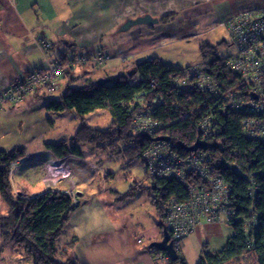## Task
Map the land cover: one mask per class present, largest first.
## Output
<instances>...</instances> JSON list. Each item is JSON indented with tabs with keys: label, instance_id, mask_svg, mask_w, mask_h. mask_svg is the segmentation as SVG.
I'll use <instances>...</instances> for the list:
<instances>
[{
	"label": "crops",
	"instance_id": "crops-1",
	"mask_svg": "<svg viewBox=\"0 0 264 264\" xmlns=\"http://www.w3.org/2000/svg\"><path fill=\"white\" fill-rule=\"evenodd\" d=\"M247 9L264 12V0H0V90L11 80L47 66L48 60L34 40L38 34L51 42L50 62L80 53L87 57L94 53L109 57L101 66L92 61L64 69L60 88L69 84L81 87L127 73L138 62L152 57L176 66L179 59L174 52L180 43L194 41L198 47L205 42L218 44L223 41L222 35L228 36L219 23ZM148 13L158 20L156 24L116 32L125 19ZM166 15L171 16L160 19ZM34 95L33 105L0 107V151L20 147L24 154L15 167L22 170L19 178L14 177L15 170L12 173V189L30 196L51 189L65 192L69 186L67 180L44 186L38 176L42 163L58 157L46 148H40L37 153L27 148L35 137L31 123L37 120L46 128L44 119L35 120L40 111L35 107L39 104L37 108L46 109L50 94L37 89ZM84 145L80 146L82 155L77 156L94 163L99 171L94 173L86 169L85 163L74 160L79 170L74 172V180H78L74 201L78 205L56 241L60 253L74 258L77 264H167V260L158 259L149 247L151 242L162 238V230L147 191L133 198L121 196L130 187L124 190L110 184L109 179H114L116 173L110 167L100 168V157L95 150L103 151L110 159L122 157V166L142 163L136 159L129 161L124 153L118 155ZM92 157L96 162L90 160ZM144 177L145 172L135 180ZM7 210L0 197V214L5 215ZM233 234L228 223H205L184 237L179 254L186 264H198L202 250L221 249ZM24 258L27 257L21 249L8 244L1 246L0 237V264H22ZM27 261L33 264L31 259ZM225 264H257V260L249 252Z\"/></svg>",
	"mask_w": 264,
	"mask_h": 264
},
{
	"label": "trees",
	"instance_id": "trees-1",
	"mask_svg": "<svg viewBox=\"0 0 264 264\" xmlns=\"http://www.w3.org/2000/svg\"><path fill=\"white\" fill-rule=\"evenodd\" d=\"M170 16L160 19L167 20ZM222 43L229 45L226 40L218 44H199L198 50L205 71L223 90L240 91L248 97L250 86L224 63L229 54L218 52ZM133 67L135 73L131 76L121 73L103 83L93 82L81 87L69 84L57 98L48 97L46 109L55 113L72 112L82 122L71 138L46 143L45 148L61 158L68 154L82 155L80 146L88 144L118 155L124 153L129 161L136 159L142 163V151L153 142L148 135L132 133L129 122L134 113L143 110L162 124L157 135L169 136L173 149L185 157L189 155V145L200 138L197 132L199 119L212 114L219 126V131L207 144L213 157V166L231 184L232 205L236 215L249 217L254 214L258 226L250 243L241 222L229 221L228 224L234 230L233 236L217 251L202 250L198 264H225L249 252L253 253L257 264H264V142L246 138L242 132V120L250 115L219 110L215 106L216 99L204 91L179 89L175 80L184 75L188 66H170L152 57ZM261 88L264 91V75ZM105 108L112 115L106 128L88 126L83 115ZM23 156L20 147L0 151V197L8 206L5 215L0 214L1 246L8 244L21 249L33 264H77L74 258L60 253L56 241L62 235L78 202L66 192L54 189L33 196L15 192L9 178V164ZM225 160L237 165L240 171L234 172ZM186 179L189 183H199L193 173ZM249 185H253L254 195L247 191ZM144 190L160 218V228L163 226L162 216L168 200L173 197L181 201L188 197L181 182L169 178H149L146 174L143 180H134L121 196L133 198ZM167 264L186 263L178 253V257L168 259Z\"/></svg>",
	"mask_w": 264,
	"mask_h": 264
},
{
	"label": "built area",
	"instance_id": "built-area-1",
	"mask_svg": "<svg viewBox=\"0 0 264 264\" xmlns=\"http://www.w3.org/2000/svg\"><path fill=\"white\" fill-rule=\"evenodd\" d=\"M219 25L226 30L228 38L233 46V52L227 56L224 63L228 69L239 74L243 81L250 86L251 92L245 97L240 91L223 90L215 79L205 71V65L200 61L197 65L188 66L184 75L175 80L181 90H200L208 93L216 99L215 106L221 111L249 114L242 120V132L246 138L260 139L264 142V91L261 88V79L264 75V12L256 10H242L230 18L221 21ZM35 43L48 64L44 69H34L28 74L18 77L0 90V107L17 104L33 105L35 103V91L41 89L44 93H53L60 88V78L64 69L80 64L94 62L101 66L109 57L105 54L94 53L87 57L84 53L65 60L50 62L48 54L51 51L50 40L38 34L34 36ZM254 93L257 98L251 96ZM162 127L155 119H152L146 111L134 113L129 122V130L136 135H148L153 137ZM219 131V126L211 115L199 119L197 132L198 140L205 142ZM80 159L75 154L56 158L44 163L42 176L49 184L68 180L70 188L65 192L72 198L76 195L74 168L71 163ZM16 159L9 164L11 174L17 162ZM144 165V172L149 178H169L181 182L188 193L184 200L171 197L163 213V225L169 233V240L176 252L180 253L181 243L185 236L195 231L205 223H224L240 221L243 232L249 242L253 240V233L257 228V217L251 214L249 217L236 215L232 205L231 184L216 172L213 166V157L207 148H201L189 155L181 157L169 141H154L140 156ZM225 163L234 172L240 168L234 163L225 160ZM193 173L199 183L187 182V176ZM72 177H71V176ZM250 195H254L253 185L247 187ZM158 259L168 260L166 253L152 249ZM22 264H29L27 258Z\"/></svg>",
	"mask_w": 264,
	"mask_h": 264
},
{
	"label": "rangeland",
	"instance_id": "rangeland-1",
	"mask_svg": "<svg viewBox=\"0 0 264 264\" xmlns=\"http://www.w3.org/2000/svg\"><path fill=\"white\" fill-rule=\"evenodd\" d=\"M223 40H226V42L229 43L227 45L226 43H222L219 45L218 52L221 54H231L233 52V46L228 38V36L222 35ZM231 44V45H230ZM174 54H177V58L179 59V63H176L178 67L185 68L187 65L194 66L201 61V54L198 50V45L194 41L185 40L184 42L180 43L178 47V51L174 52ZM175 63V61H174ZM63 88H58L57 91L50 93V96L48 97H54L57 98L59 96V93H61ZM47 97V98H48ZM40 107L39 104L36 105L35 109H39L40 111H37L36 113V119H44V124L46 128H42L40 124H38V121H33L31 123L32 127L31 130L34 134V139L30 141L31 143L27 146L28 150L31 152H38L37 150H40V148H45V143L49 141H56L57 139L64 138L69 139L72 137V135L75 133V131L78 129L77 127L82 122L80 120V117L75 115L74 113L69 112H59L55 113L49 110H46L45 108H37ZM36 112V111H35ZM39 116V117H38ZM84 121L87 123L88 126L93 128H99V129H105L106 126L110 123L112 120V115H110V112L107 108L105 109H96L93 112L84 114ZM83 150L86 149V145L83 146ZM95 151H98V156L100 157L99 166L100 168H103L104 170H107L109 167L113 172L116 173V177L114 179H109V182L111 185L119 186L120 189H128L132 186V182L135 179H139L143 177V166L137 162H133L130 166H122V157L116 155V159H110L108 155H105L103 151L96 149ZM70 155V154H68ZM67 156V155H65ZM63 156V157H65ZM77 156V155H76ZM89 156V154H88ZM79 157V156H78ZM62 158V157H61ZM60 158V159H61ZM80 158V157H79ZM58 159V158H57ZM93 162L95 161L92 158H90ZM50 161V160H49ZM48 161V162H49ZM81 162L85 163L86 169H89L90 171L97 173L99 171L98 166L95 167L94 163H88L84 162L81 158L75 159V162ZM96 162V161H95ZM18 163V162H17ZM71 163V166L74 168V172H78V166H74V160ZM87 163V164H86ZM17 165V164H16ZM44 163L41 164L40 170H39V179L40 182L44 186L50 185L48 182H46L42 176V172L44 170ZM16 167V166H15ZM15 167L13 168L11 174H9V178L12 179V173L15 170ZM77 167V169H75ZM22 170L17 169L15 170V178H19L20 172ZM146 174V173H145ZM83 175V174H82ZM71 176V175H70ZM75 176V175H74ZM89 178L90 174L87 175ZM86 176V177H87ZM72 177V176H71ZM74 179V177H73ZM30 181V180H28ZM68 181V180H67ZM78 183V180L75 181V190L77 189L76 185ZM68 184L70 186V182L68 181ZM68 186V188H70Z\"/></svg>",
	"mask_w": 264,
	"mask_h": 264
},
{
	"label": "water",
	"instance_id": "water-1",
	"mask_svg": "<svg viewBox=\"0 0 264 264\" xmlns=\"http://www.w3.org/2000/svg\"><path fill=\"white\" fill-rule=\"evenodd\" d=\"M158 22V20L154 17H152L149 13L148 14H144L141 16H136V18H127L125 19V22L123 24H121L119 26V28L117 29V33L120 32H125L126 30L130 29L131 27H135L137 25H145V26H152L154 24H156ZM135 73V69H130L127 71L126 75H133ZM106 81V80H104ZM104 81H100L98 83H103ZM252 97L257 98V96L252 93L251 94ZM152 142L154 141H169V136L167 135H156L151 137ZM207 142L203 141V140H196L193 144L189 145V147L187 148V152H194L197 151L201 148H207ZM162 238L160 240H158V242H151L149 244L150 248H154L156 250H160L163 253H166L169 260H174L178 257V252L175 251L172 242L168 241L169 240V233L167 231V229L165 228V226L163 225L162 228Z\"/></svg>",
	"mask_w": 264,
	"mask_h": 264
}]
</instances>
